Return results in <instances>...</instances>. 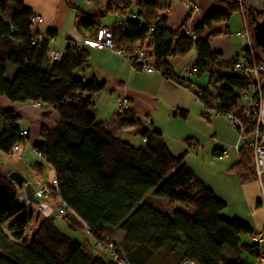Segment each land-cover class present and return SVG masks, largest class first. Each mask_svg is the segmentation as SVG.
Masks as SVG:
<instances>
[{"label": "trees", "instance_id": "obj_1", "mask_svg": "<svg viewBox=\"0 0 264 264\" xmlns=\"http://www.w3.org/2000/svg\"><path fill=\"white\" fill-rule=\"evenodd\" d=\"M214 2L223 10H213L203 19L192 32L194 41L183 32L184 24L178 31H169L165 18L144 24L135 18L120 19L107 28L116 50L127 53L128 47L138 42L156 72L184 88H190V81L175 76L169 60L193 50L194 76L207 77L204 88L192 89L193 96L205 111L239 114V95L248 83L233 73L234 58L223 61L201 38L212 24L228 23L239 6L237 0ZM130 5V0H109L104 10L96 13L76 9L75 29L84 39H95L107 13L125 16ZM138 7L156 8L149 2H140ZM245 15L252 33L262 14L245 6ZM32 17L21 0L0 2V97L17 104L38 103L58 115L54 128H40V141L32 150L51 167L61 199L93 239L101 242L103 237L119 236L118 243L130 264H179L183 260L250 264L257 254L256 246L243 240L252 233L250 229L220 216L225 204L193 175L183 156L168 152L158 131L131 119L137 125L133 136L140 139L138 146L114 135L110 124L129 110H117L109 122H97L89 108L105 86L74 76L89 67V50L66 40L61 61L50 62L49 42L57 34H32ZM38 35L41 40H35ZM254 48L259 53L257 60L264 63V50L255 43ZM6 65L15 67L11 80L5 78ZM133 70L140 72L139 68ZM186 115L184 111L174 113L182 119ZM17 120L14 112L0 110V153L24 142L26 136H19ZM31 169L37 178L43 164L34 163ZM230 172L242 184L255 181L249 150H240ZM26 209L18 204L14 185L0 175V264H113L94 254L86 240L78 242L63 233L56 218H35ZM66 225L69 229L81 227L74 220Z\"/></svg>", "mask_w": 264, "mask_h": 264}, {"label": "crops", "instance_id": "obj_2", "mask_svg": "<svg viewBox=\"0 0 264 264\" xmlns=\"http://www.w3.org/2000/svg\"><path fill=\"white\" fill-rule=\"evenodd\" d=\"M2 1L5 0H0V2ZM21 1L28 12L33 16L42 18L43 23L36 27L40 34L49 31L58 34L59 27L55 25L54 16L60 9L74 11V27L70 32L63 33L62 43L49 42V47L51 43L54 45L50 52L53 50L63 52L67 45L66 40H70L71 43L75 44L84 40V36L75 29L76 9L82 10L81 12L83 13H96L105 8L104 4L107 0ZM130 1V8L134 6L139 11L136 17L132 14V18L137 19V17H140L139 13H142L145 17V22L149 23H152L156 18H165L167 28L171 32L178 31L183 24L185 29L193 32L211 11L223 10L222 6L216 4L214 0H192L198 6V11L192 15L188 13V8L184 3L185 0ZM140 2L152 3L156 8L141 9L138 7ZM263 5L264 0H249L247 2V7L252 8L257 13L262 12ZM235 14L240 17L239 12ZM116 17L117 21L120 20V17ZM230 20L226 24H212L208 30L203 31L201 36L202 39L208 41L209 49L212 52L219 53L225 62L239 57L243 47V41L235 35V33L243 29L242 20H240V27L236 25L234 27L230 26ZM211 34L215 35L211 36ZM89 55V67L86 71L90 73V79L103 83L105 86L104 90L105 88L108 89V102L111 103L110 105L113 109V112L108 115L101 108H98L100 103H104L101 101L104 96L103 90L101 94L93 97V105L89 108V112L95 120L97 122H109L110 118L117 112V108L114 106V99H127L129 103L128 114L115 119L109 126L114 135L121 138L124 135L133 136L137 131V125L131 119L138 120L141 126L148 121L151 129L161 134L168 152L174 157L183 156V163L186 167L218 200L225 204V209L220 214L223 219L236 221L249 228L252 233H263L264 181L261 184L254 180L242 184L236 175L230 172L237 164L239 160L238 152L241 150L238 144V136L235 135V126L233 125L234 131L226 122L223 123V125H228L227 129L230 136L228 140H219L217 144L213 143V140H209L208 144H211L209 147L199 144V141L204 139L205 136H209L208 127L211 126V121L213 120L215 124H220L221 120L219 117L224 115L218 114L213 110L205 111L192 94V89L197 87L204 88L207 83L206 76V82L204 83L194 75L187 74L195 62V52L192 50L181 58L169 60L175 76L183 80H189L190 88H184L165 80L159 72L145 74L135 71L124 58L116 56L110 51L89 50ZM192 76L195 79H191ZM1 105L10 107L7 100L1 101ZM13 109L15 110L14 113L20 116V123L22 121L17 126L18 130L26 133L24 142H27L30 148L35 144L36 138L40 141L39 134L36 135L34 127L32 128V122L35 121L40 126L43 121L50 118H53L52 122L55 125L58 121L57 116L53 114L54 110L51 108H38L29 102L18 104ZM178 111L186 112V118L174 117V113ZM204 114L206 115L204 116ZM45 115L46 117H43ZM194 116L196 118L195 121L189 120L194 119ZM43 127L45 126L43 125ZM211 137L217 139L219 135L215 131L210 133L209 138ZM227 145L229 146L228 148H226ZM222 152H226V155L222 156ZM24 153L25 149L20 147L16 156L18 165L22 162ZM230 153L232 158H228ZM34 163H25L19 169L11 172H6L1 166L0 175L4 177L7 174L18 173L26 179L24 177L25 167L28 166L31 169ZM37 179L39 180L38 177ZM53 180L54 174L51 180L41 182L49 183ZM243 240L250 243L247 237H244Z\"/></svg>", "mask_w": 264, "mask_h": 264}, {"label": "built area", "instance_id": "obj_3", "mask_svg": "<svg viewBox=\"0 0 264 264\" xmlns=\"http://www.w3.org/2000/svg\"><path fill=\"white\" fill-rule=\"evenodd\" d=\"M88 1V0H84ZM249 0H237L239 6V14L242 20L243 29L235 33L236 37L243 41L242 53L235 58L232 66L234 74L245 79L248 83L246 89L239 95L240 113H227L224 115L235 126L238 136L239 148H245L250 152L251 172L255 177V181L262 183L264 176V63L257 60V52L254 48L251 31L248 27L245 6ZM185 5L188 8L189 15L198 11V6L195 1L185 0ZM43 20L39 16H33L30 19V31L32 34L38 31L36 27L41 25ZM183 32L188 35L191 40H195V35L189 30L183 28ZM35 40H41L38 35ZM34 44V42H32ZM78 48H86L96 51H110L116 56L124 58L132 69L139 68L140 72L152 74L156 72L154 66L149 62L147 51L134 43L128 47V52L116 50L111 42V36L107 27H101L96 34L95 39H84L77 43ZM63 57V52L53 50L50 52V62L59 63ZM195 68L192 66L187 74L194 75ZM40 108L38 103L33 104ZM117 110H129V103L125 98L115 100ZM148 121L143 123V127L149 128ZM19 136L24 138L25 132H19ZM20 145L16 142L6 153V158L15 159ZM35 155L41 159L40 153L33 151ZM240 152V151H239ZM238 152V157H239ZM222 156L226 152L221 153ZM17 190V202L20 205L33 208L35 218L54 217L62 219L66 224L71 220L77 221L81 228L85 231V236H92L87 226L81 222L78 217L68 208L59 195L57 183L53 180L49 183L42 184L37 178L33 177L31 181L25 179V183L18 187L9 179V174L4 175ZM26 186L30 187L32 198L36 201L35 204L28 201L25 195ZM249 242L256 246L257 254L252 259L250 264H264V232L255 234L250 233L246 236ZM100 246L107 259L113 264H130L127 260L121 246L117 241L103 237L101 242L95 241L94 246ZM179 264H197L191 260H183Z\"/></svg>", "mask_w": 264, "mask_h": 264}, {"label": "rangeland", "instance_id": "obj_4", "mask_svg": "<svg viewBox=\"0 0 264 264\" xmlns=\"http://www.w3.org/2000/svg\"><path fill=\"white\" fill-rule=\"evenodd\" d=\"M109 0L106 1V3L104 4V7L105 5L107 4ZM105 8H103L104 10ZM82 11V10H80ZM138 9L134 6H131L129 12L127 13V15L125 16H122L120 17L121 20H124L126 18H129L131 19L132 17L130 15H136L138 14ZM55 15V14H54ZM117 15L115 14H109L107 13L106 16L102 19V26L103 27H109L111 25H113L114 23H116L117 21ZM55 18V25H57L56 27H59V31H58V34L56 35V37L52 40V42H60L62 43L63 41V33H66V32H70L72 30V28L74 27V21H75V17H74V11H67V10H64V9H60L58 11V13L54 16ZM137 19H140L139 21L144 24L145 23V17L144 15L140 16V17H137ZM240 20L241 18L239 17L238 14H235L231 20H230V26L234 27L235 25L240 27ZM241 30V29H240ZM51 42V41H50ZM59 43V44H60ZM53 43L50 44V47L49 49L52 50L53 49ZM257 55H259V53H257ZM93 72V71H92ZM15 73V67L14 66H11V65H6V71H5V78L7 80H11L13 75ZM89 72H87L86 70L80 72V71H76L74 72V76L75 78L77 79H80V80H83L84 81H88L90 79V76H89ZM195 79L194 76H192L191 79ZM198 79H200L202 82H206V77L205 75H202L201 77H199ZM108 92V89L105 88L104 90V96L101 98L104 103H100L99 104V107L98 108H101L104 112H106L108 115L111 114L113 112V109L111 107V103L108 102L109 101V95L107 94ZM3 100H7L6 98L4 97H0V110H3V111H12V112H15V110L13 109L14 106H17L18 104L17 103H11L7 100L8 104H10V107H4L1 105V101ZM115 101V99H114ZM115 106V104H114ZM116 109V108H115ZM17 116H18V120L16 121L15 125H16V128L18 129V125L22 123H20V116L15 113ZM53 114H55L57 116V119H58V115L56 113L53 112ZM193 116V114H192ZM220 120H221V123L220 124H215L214 121L212 120L211 121V126H209L208 128V133H209V136H210V133H214L215 131L218 133L219 137L217 139L215 138H209V136H205L204 139H202L201 141H199V144L202 145V146H208L209 145L211 146V144H208V141L209 140H213V143L215 142V144L219 143L218 141L219 140H228L230 138L229 134H228V125L234 130V126L232 125V123L230 121H228L226 119L225 116L223 117H219ZM56 119V120H57ZM191 121H195L196 118L194 116V119H189ZM53 118H50L48 120H45L41 123V125L45 126L47 129H52L54 128L55 124H53ZM227 123L228 125H223V123ZM40 125V126H41ZM39 124L37 122H32V128L34 127L35 131H36V135L39 134V130H40V126L38 128ZM37 127V128H36ZM229 127V128H230ZM235 131V130H234ZM32 134H33V130H32ZM235 135L237 136V133L235 131ZM122 139L123 140H126V141H129L132 145H135V146H138L140 144V139L138 137H135V136H127V135H124L122 136ZM35 144L33 145H36L39 143V140L36 138L35 140ZM226 143V142H225ZM227 144V143H226ZM225 144V145H226ZM21 149H25V153L22 155V162L20 163V165H18L17 163V159H8L6 158V154H3V153H0V168L2 166V168L6 171V172H11L12 170H17L19 169V167L25 163L28 164V162L30 164L34 163V162H38V163H42L43 164V172L40 176H38L40 182L43 181V182H46V181H49L53 178V173H52V169L51 167H49L48 165H46L40 158H38L35 153L33 152L32 148H30L27 144V142H23L21 144H19ZM229 146L227 145L226 148H228ZM228 158H232V155L230 153V155L228 156ZM22 170V169H21ZM23 171V170H22ZM24 177L26 179H28L29 181L32 180L33 176H34V173L32 172V169H30L28 166L25 167V170H24ZM262 181H264V176L262 177ZM42 183V182H41ZM42 184H46V183H42ZM29 211H33V208L32 207H28V209L25 210V212H29ZM56 225L57 227L65 234H67L69 237L75 239L76 241L78 242H83V241H87L93 248V252L94 254L100 256L102 259H107V256H106V253L103 252L102 248L98 245L94 246V243H95V240L93 239L92 236H85V231L84 229H82L81 227H78V228H74V229H69L65 223L64 220L62 219H58L56 218ZM29 228L32 227V221L29 223ZM115 241H119V236H116V237H113Z\"/></svg>", "mask_w": 264, "mask_h": 264}, {"label": "water", "instance_id": "obj_5", "mask_svg": "<svg viewBox=\"0 0 264 264\" xmlns=\"http://www.w3.org/2000/svg\"><path fill=\"white\" fill-rule=\"evenodd\" d=\"M262 18L259 22L255 23L252 27V38L255 45L264 50V5L263 10L261 12ZM9 179L14 182L18 187L22 186L26 181L25 179L18 173L9 174ZM25 195L31 203L35 204L36 201L32 198L31 190L29 186H26Z\"/></svg>", "mask_w": 264, "mask_h": 264}]
</instances>
